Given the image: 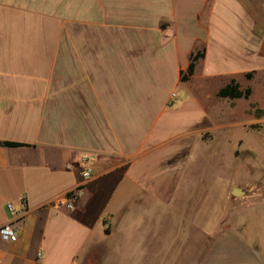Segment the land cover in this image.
Masks as SVG:
<instances>
[{
  "label": "crops",
  "instance_id": "obj_1",
  "mask_svg": "<svg viewBox=\"0 0 264 264\" xmlns=\"http://www.w3.org/2000/svg\"><path fill=\"white\" fill-rule=\"evenodd\" d=\"M232 82L249 98L218 99ZM237 127L264 146V0H0V144L19 145H0V227L18 235L0 264H154L137 212L179 189L205 134ZM80 186L71 213L54 207ZM243 198L231 264H264V188Z\"/></svg>",
  "mask_w": 264,
  "mask_h": 264
},
{
  "label": "rangeland",
  "instance_id": "obj_2",
  "mask_svg": "<svg viewBox=\"0 0 264 264\" xmlns=\"http://www.w3.org/2000/svg\"><path fill=\"white\" fill-rule=\"evenodd\" d=\"M248 137L239 127L230 135L205 134L203 147L198 145L190 155L179 189L164 203L148 209V215L137 212L140 223L151 224L149 234L143 239L141 232L138 235L139 250L149 253V261L203 264L214 256L216 264H231V258L242 255L244 239L230 232L229 224L233 225L232 211L243 207L244 198H233L231 191L241 189L248 194L251 189L264 188V146L252 140L256 153H248L244 144L250 145ZM157 236L165 237V243ZM107 243L113 242L109 239Z\"/></svg>",
  "mask_w": 264,
  "mask_h": 264
},
{
  "label": "built area",
  "instance_id": "obj_3",
  "mask_svg": "<svg viewBox=\"0 0 264 264\" xmlns=\"http://www.w3.org/2000/svg\"><path fill=\"white\" fill-rule=\"evenodd\" d=\"M177 96L175 94L171 95L169 106H173L175 102H177ZM93 160L88 157H83L81 160V164L85 166L82 171L81 179L83 182H88L92 178V171L87 165L92 163ZM83 196V186L78 187L77 189L68 193L63 199L58 200L54 203V207L65 210L68 213H71L76 204L79 202L81 197ZM21 202H24V199H21ZM7 210L14 215L15 211L12 205H7ZM25 212V207L22 205L21 212ZM17 231L13 224H9L7 226L0 227V237L2 240L15 243L17 241Z\"/></svg>",
  "mask_w": 264,
  "mask_h": 264
},
{
  "label": "trees",
  "instance_id": "obj_4",
  "mask_svg": "<svg viewBox=\"0 0 264 264\" xmlns=\"http://www.w3.org/2000/svg\"><path fill=\"white\" fill-rule=\"evenodd\" d=\"M204 58V53H196L192 54L189 59V66L187 69L186 75L181 76V82H185L188 77H191L194 73L195 67L197 63ZM250 76H247V79H250ZM250 96V91L246 90L244 92H241L239 90L238 85H236L234 82H232L229 86L225 87L224 89L220 90L217 98L220 100H239V99H248ZM3 147L7 148H17L19 145L15 144H0Z\"/></svg>",
  "mask_w": 264,
  "mask_h": 264
},
{
  "label": "water",
  "instance_id": "obj_5",
  "mask_svg": "<svg viewBox=\"0 0 264 264\" xmlns=\"http://www.w3.org/2000/svg\"><path fill=\"white\" fill-rule=\"evenodd\" d=\"M231 196L233 198H243L246 196V193L245 191L241 190V189H234L231 191Z\"/></svg>",
  "mask_w": 264,
  "mask_h": 264
}]
</instances>
